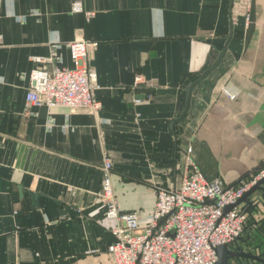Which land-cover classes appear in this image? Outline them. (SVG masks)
Listing matches in <instances>:
<instances>
[{
  "label": "crops",
  "instance_id": "0c3cea01",
  "mask_svg": "<svg viewBox=\"0 0 264 264\" xmlns=\"http://www.w3.org/2000/svg\"><path fill=\"white\" fill-rule=\"evenodd\" d=\"M72 1L0 0V264H111L95 201L102 151L119 211L141 223L153 190L178 182L186 146L203 178L224 185L264 164V0H251L247 24L231 0H80L81 13ZM76 40L95 43L98 112L24 111L31 59L71 68ZM223 47L170 129L185 87Z\"/></svg>",
  "mask_w": 264,
  "mask_h": 264
},
{
  "label": "built area",
  "instance_id": "2783aa9c",
  "mask_svg": "<svg viewBox=\"0 0 264 264\" xmlns=\"http://www.w3.org/2000/svg\"><path fill=\"white\" fill-rule=\"evenodd\" d=\"M251 0H232L244 23L249 21ZM71 11L81 13L80 0L71 2ZM84 19L92 13H83ZM95 43L76 40L67 44L71 68L58 67L53 55L32 58L27 76L24 111L31 106L62 107L73 113L100 109L95 99V72L87 65V52ZM55 49V48H54ZM151 86V85H149ZM229 99L234 96L223 91ZM98 140L102 134L98 133ZM183 161L178 182L156 187L154 204L144 223L136 213H121L113 195L111 164L101 153L100 185L95 201L104 208V219L113 238L107 247L111 264H215V250L230 245L243 232L245 214L239 207L227 212L258 180L264 177V164L252 174L231 185L203 178L191 158V148L182 152Z\"/></svg>",
  "mask_w": 264,
  "mask_h": 264
},
{
  "label": "water",
  "instance_id": "95a60500",
  "mask_svg": "<svg viewBox=\"0 0 264 264\" xmlns=\"http://www.w3.org/2000/svg\"><path fill=\"white\" fill-rule=\"evenodd\" d=\"M231 5H232V0H231ZM228 38H229V36H228ZM224 49H225V47L222 48V50L219 52L218 56L216 57L215 61L207 69H205L203 72H201L200 75L194 81H192L191 83H189L185 87V90H184L185 91V102H184L183 110L177 118H175L171 121L170 129H172L175 124L179 123L182 120L183 116L186 114V112L189 108V99H190L192 89L196 85H198L203 79H205L219 65V63H220V61L224 55ZM255 193H260V197L258 198L260 200L264 196V177H262L260 180H258L247 192H245L234 203V205L225 207L224 212H227L232 207H239L240 211H243V209L246 206H250L249 201H252L251 198ZM28 195L30 196L31 201H32L31 208L37 207V200L40 196L36 193H33V192H28ZM236 240L240 241V238H236ZM237 250H238V252L235 254L232 251H230L228 249V246H226V245H222V246L216 248L215 253H216L217 260H216L215 264H230L229 263L230 260H233V259L238 258V257L242 258V259L250 260V261H257V262L264 264V261H262L258 257H254V256L250 255L249 253H243V252L239 251L238 248H237Z\"/></svg>",
  "mask_w": 264,
  "mask_h": 264
},
{
  "label": "flooded vegetation",
  "instance_id": "af4514ba",
  "mask_svg": "<svg viewBox=\"0 0 264 264\" xmlns=\"http://www.w3.org/2000/svg\"><path fill=\"white\" fill-rule=\"evenodd\" d=\"M249 202L250 206H246L242 211L245 214L246 218L243 227V232L239 237H237L240 238V241L235 240L230 245H228V249L236 254L238 252V248L239 251L243 253H249L250 255L258 257L259 259L264 261V244L262 243V240H264V228L263 225H261L260 223L262 219L260 215H258V212L264 213V201H261L260 199H252V201ZM259 224L261 226H259ZM229 263L262 264L257 261H250L239 257L230 260Z\"/></svg>",
  "mask_w": 264,
  "mask_h": 264
},
{
  "label": "trees",
  "instance_id": "16d2710c",
  "mask_svg": "<svg viewBox=\"0 0 264 264\" xmlns=\"http://www.w3.org/2000/svg\"><path fill=\"white\" fill-rule=\"evenodd\" d=\"M256 171H254L253 173H255ZM250 174H252V173H250ZM247 176V175H246ZM245 177V176H244Z\"/></svg>",
  "mask_w": 264,
  "mask_h": 264
}]
</instances>
